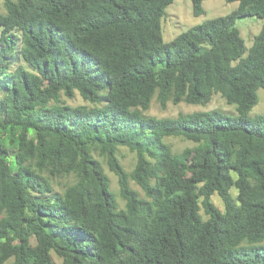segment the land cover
Returning <instances> with one entry per match:
<instances>
[{
  "label": "trees",
  "instance_id": "1",
  "mask_svg": "<svg viewBox=\"0 0 264 264\" xmlns=\"http://www.w3.org/2000/svg\"><path fill=\"white\" fill-rule=\"evenodd\" d=\"M174 1L0 0V264H264V0L165 44ZM215 94L239 118L146 114Z\"/></svg>",
  "mask_w": 264,
  "mask_h": 264
},
{
  "label": "rangeland",
  "instance_id": "2",
  "mask_svg": "<svg viewBox=\"0 0 264 264\" xmlns=\"http://www.w3.org/2000/svg\"><path fill=\"white\" fill-rule=\"evenodd\" d=\"M236 2L228 3L225 0H205L202 3L204 14L201 16H194L192 14V6L190 0H175L172 4L167 6L165 13L160 20L161 35L165 44L172 41L177 35L189 30L192 27L201 25L209 20L223 17L231 13L237 8ZM262 21L256 17H243L236 21V28L239 30L240 35L244 41L245 47L248 49L253 43L254 36H256L261 29ZM258 102L249 111L245 120L254 121L258 116L264 115V89L257 91ZM67 104L71 106L87 105L85 101L79 96L78 93L74 95L73 99H66L63 97ZM217 111L229 117L239 118L234 105L227 104L220 95L215 94L212 96L210 102L205 105H187L180 103L179 105L168 104L162 108L156 102H153L146 112L147 115L156 117L158 119L163 118H176L179 114H189L193 112H211ZM167 143L171 145L173 151L179 152L185 147H191L192 144L188 141L179 138H169ZM10 150V149H8ZM119 158L127 171H130L134 165V154L130 153L127 149L122 148L119 151ZM105 172L110 178L112 191L114 192L117 200L123 206L119 198V189L117 179L113 173H111L106 165H104ZM133 189L139 191V189L131 184ZM212 202L221 209V202L217 197L212 199Z\"/></svg>",
  "mask_w": 264,
  "mask_h": 264
}]
</instances>
